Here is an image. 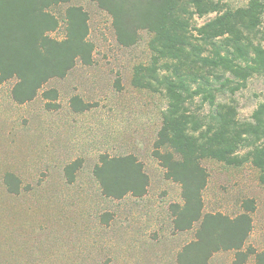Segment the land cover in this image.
Listing matches in <instances>:
<instances>
[{"label":"rangeland","instance_id":"374dc122","mask_svg":"<svg viewBox=\"0 0 264 264\" xmlns=\"http://www.w3.org/2000/svg\"><path fill=\"white\" fill-rule=\"evenodd\" d=\"M247 1L220 0L229 9ZM67 6L87 13L92 64L77 62L24 104L11 97L14 79L0 85V264H177L194 230L175 227L172 206L183 203L181 187L165 178L152 156L166 100L131 83L134 67L149 63L150 34L141 32L135 45L123 47L106 12L89 0H70L51 8L58 20L49 33L55 40L65 36ZM49 90L56 91V100L43 97ZM230 97L237 118L250 121L264 99V75L250 78ZM80 103L88 107L83 110ZM102 154L134 155L148 176L147 193L103 196L93 175ZM77 160L74 180L68 182L64 168ZM201 165L208 176L203 213L234 217L252 200L245 245L264 250V185L258 171L249 162L229 166L202 160ZM233 256L219 251L209 264H231Z\"/></svg>","mask_w":264,"mask_h":264},{"label":"trees","instance_id":"16d2710c","mask_svg":"<svg viewBox=\"0 0 264 264\" xmlns=\"http://www.w3.org/2000/svg\"><path fill=\"white\" fill-rule=\"evenodd\" d=\"M106 12L117 42L135 45L141 32L150 34L147 65L133 69L134 87L159 93L166 100L152 156L165 178L181 187L182 205H173L175 227L194 230L193 240L177 254V264H209L219 251L234 253L231 264H264V250L245 243L252 230V200L234 217L203 213L202 191L207 173L202 160L229 166L249 162L264 185V99L251 120L237 118L231 97L250 78L264 75L263 0H248L235 9L220 0H89ZM70 0H0V85L11 79L14 102L32 101L51 79L63 78L77 62L92 64L94 46L88 38V16L79 6L65 9V36L51 8ZM214 15L198 24L197 19ZM56 100L55 90L43 92ZM225 98V99H224ZM76 100V99H75ZM87 104H81L83 110ZM80 109V110H82ZM64 168L68 182L79 167ZM103 196L140 198L149 179L132 154H102L94 167Z\"/></svg>","mask_w":264,"mask_h":264}]
</instances>
